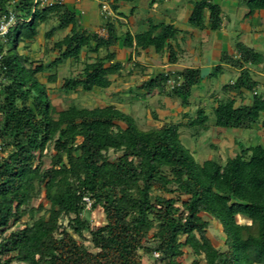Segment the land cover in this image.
<instances>
[{
    "label": "trees",
    "instance_id": "1",
    "mask_svg": "<svg viewBox=\"0 0 264 264\" xmlns=\"http://www.w3.org/2000/svg\"><path fill=\"white\" fill-rule=\"evenodd\" d=\"M131 1L113 0L111 8L117 11L120 2ZM188 1L189 25L203 29L208 21L212 30L221 27L219 4ZM32 2L0 0V17L13 10L25 19ZM240 2L248 8L246 16L264 10V0ZM54 16L57 24L45 32L47 39L71 25L68 34L53 42L55 57L41 62L19 53L18 45L33 40L40 24ZM104 27L106 37L81 30L75 13L54 4L17 21L0 42V72L7 79L0 89V264H144V254L153 258L152 264H181L185 247L194 256L189 264H264V144H240L225 160L197 161L179 129H206L209 116L202 107L186 122L147 129L113 104L56 110L38 75L68 59L79 61L82 52V73L62 80L59 89L64 93L109 88L110 76L125 64L111 50L121 37V45L135 55L152 47L157 53L167 51L169 63L177 62L172 23H151L147 30H126L121 37L109 17ZM235 52L223 53L210 73L219 74L222 63L239 69L238 76L221 87L230 96L212 108L213 125L249 129L257 123L264 132V92L257 90L259 82L249 67L263 63L264 56L238 41ZM202 78L196 67L160 71L143 80V92L135 96L156 92L177 97L187 107ZM48 79L55 82L56 73ZM170 80L172 87L167 85ZM242 91L251 94V101L235 106L232 92ZM110 151L117 154L113 160ZM39 188L47 208L32 205ZM96 207L102 209L104 223L93 227L88 215ZM202 213L220 224L225 249L211 243ZM238 216L248 222H239Z\"/></svg>",
    "mask_w": 264,
    "mask_h": 264
},
{
    "label": "rangeland",
    "instance_id": "2",
    "mask_svg": "<svg viewBox=\"0 0 264 264\" xmlns=\"http://www.w3.org/2000/svg\"><path fill=\"white\" fill-rule=\"evenodd\" d=\"M158 1L160 2V0ZM236 1H238V3H241L239 0ZM224 2H226V0H221L220 3ZM233 21L234 23L238 22L234 20V18ZM146 22L147 25L153 23L151 20ZM56 24L57 23L55 17H53L48 22L41 23L38 28V35L33 40L20 43L17 48L18 52L21 54H25L36 61H50L57 54L54 50L50 49L53 42L57 39L58 36L60 37L62 33L64 34L69 32L66 29H60L56 31L55 36L53 35L54 38L47 39L45 37V32L51 26ZM124 28L118 26V35L121 34V30H124ZM210 31L212 32L211 29ZM198 39L199 38L195 37L191 38V48L195 50L196 56L200 62L199 64H204L205 62L203 61L205 59V56L208 57L209 55L207 54L209 48L206 45L207 43H200L201 40ZM185 48H187V44L184 42H180V50ZM200 50L201 54L199 53ZM261 52L263 53V51ZM163 53H165V55L167 56L166 51H164ZM100 54H104L103 49L100 51ZM85 55V52H82L79 61H71L68 59L67 61L60 64L57 68L46 70L44 73L38 75L40 81L45 83L51 102L56 110L69 108L75 105L95 107L113 104L121 110L133 115L136 118L138 125L142 129L157 127L170 120H173L174 122H186L187 120L192 119L196 116V113L194 111H191L192 109L197 108L198 106H205L210 100L213 99L217 102L219 100H225L226 98H228L230 94L225 93L221 89V86L225 83H228L231 79L234 80L237 76V70L233 68L224 69L223 76L221 74L203 76L200 84L196 86L192 91V95L190 98L191 103L189 106L191 110H185L187 114L183 115V119H179L182 117V115H180L181 117L178 118L174 113L179 108V105L181 106L176 98H169L165 94H159L156 92L146 98H144V96H142L143 98L135 96L136 92L141 91V82L139 77L134 76L141 75V71L139 68L133 66V62H125V68H123L119 74L111 76L113 83L107 89L94 88L91 92L87 93L81 90L71 91L69 93L62 92L59 89V86L65 77L78 76L82 73L83 62L84 60H86ZM144 56L146 60H150L151 56L148 53H144ZM161 61H163V57L161 55L152 60V62L156 65L153 74H156L158 71L167 69L166 67H164L165 65L163 64V62L161 63ZM178 63L179 67L194 66L192 59L188 58L185 53L179 58ZM249 67L251 68L252 74L254 76L255 70H258V67L252 65H249ZM149 68L151 67H145L146 70ZM263 70L264 66L261 68V71ZM53 73H56V81L50 82L48 78ZM148 74H150V72ZM130 90L131 92H129ZM257 90L264 92V88L261 86L257 87ZM208 94H212V96H208ZM246 95L248 97V103L251 100V94L246 91ZM212 105L213 103L210 102L209 106ZM209 106L206 109H208ZM210 110H212V108H210ZM206 113L209 116L208 126L210 127V129L208 131H204V134L203 131L197 133V131L199 130V128L197 127H190L187 125H182L180 127V139L186 147L193 151V154L197 161L213 157H218L221 160H225L228 156L234 155L236 152H238V146L240 144L244 146L255 145L258 143L264 144V132L261 130V128H259V125L257 123L249 129H224L213 125L214 116L212 111L210 113L207 111ZM52 152V148H50L49 153ZM109 154L111 160H113L117 155L112 151H110ZM49 161L50 158L48 156L44 157L45 166L49 165ZM43 195V190L39 188L38 196L34 197L32 205L38 206L40 204H43L44 207L47 208L48 204L45 202ZM165 196L168 197L169 195ZM87 206L89 205L87 204ZM39 214H41V212ZM201 215L205 220L209 222L207 235L211 240L213 246L217 247L220 250L225 249V236L218 221L207 213H202ZM88 217L90 220V225L93 227L102 225L104 223V214L100 207L92 209L89 212ZM238 221L241 223L248 222L247 219L241 216H238ZM85 236L87 238L89 237L87 232L85 233ZM85 245L91 246L89 241H85ZM192 259H194V256L191 250L188 247H185L184 254L179 257L180 263L189 264ZM142 261L144 264H152L153 258L149 255L144 254L142 256ZM13 264L17 263L14 262Z\"/></svg>",
    "mask_w": 264,
    "mask_h": 264
},
{
    "label": "crops",
    "instance_id": "3",
    "mask_svg": "<svg viewBox=\"0 0 264 264\" xmlns=\"http://www.w3.org/2000/svg\"><path fill=\"white\" fill-rule=\"evenodd\" d=\"M212 1L219 4L222 10V23H221V27L218 30H212L210 28V24L208 21H206V26L203 29H198L196 27L189 25L187 19L191 12L192 4L188 0L186 1L160 0V2L158 0H133L131 2H120L117 11H113L111 8V3L113 2V0H63L62 10H67L69 12H73L76 14L79 29L85 30L89 33H97L99 36L102 37L107 36V31L106 28L104 27V23H105V19H107L108 17L115 22L116 30H118V26H121L123 28L125 27L124 30H121L122 32L120 34V37L126 30L130 31L131 33H137L140 31L147 30L149 28V25H147L146 21L151 20L153 24L172 23L174 25L175 35L171 43L177 52L176 63H169L167 56L165 55V53H163L164 51H162L161 53H157L152 47L146 48L144 50H140L139 53L135 55L133 50L126 49L121 45L122 37L118 41V43L111 48V50H114L116 52L117 60L122 61L123 63L133 62V66L140 69L141 75H135L134 77H139L140 82H142L143 80H146L151 76L155 75L153 73L155 71L156 65L152 62V60H154L156 57L160 55L163 57V61H161V63L163 62V64L165 65L164 67L167 68L166 70L163 71L174 72L189 67V66H185V67L178 66L179 58L185 53L187 57L192 59L194 63V66L191 67L199 68L201 75L203 77L206 75L210 76L211 69L213 68V66L220 63L221 55L223 53L232 56L236 54L235 43L237 41L249 47L254 48L256 51L259 52L263 51L264 53V10H255L251 15L246 16L248 12V8L242 2L238 3V1L236 0H226V2L224 3H220L221 0H215V1L212 0ZM103 3L107 4L108 6L107 12H104L102 10L101 6ZM52 18H50L49 20H51ZM233 18L238 22L234 23ZM56 23H57V19H56ZM65 29L70 32L71 25ZM210 29L212 30V32L210 31ZM159 30L160 29H158L156 32H159ZM69 32L64 34L62 33L60 37L58 36L59 38L57 37L55 41L62 39ZM55 33L53 34L54 36ZM193 37L199 38L198 40H201L200 43L202 42L207 43L206 45L209 48L207 54L209 55L208 57L205 56V59L203 61L205 62L204 64H199L200 62L196 56V52L191 48L192 45L191 38ZM52 38L54 37L52 36ZM180 42L186 43L187 48L180 50ZM144 53H148L151 56V57L149 56L150 60H146L144 58L145 57ZM199 53L201 54V50L199 51ZM166 54L168 55V52ZM130 55L132 56V60L128 61L127 59L130 57ZM149 66L151 68L146 70L145 67H149ZM263 66H264V62L259 64L257 66L258 70H255V74L253 76V78L259 82L258 84L264 83V70L261 71V68ZM124 68H125V64H124ZM226 68H233L237 70V76H238L239 69H236L226 63H222V70L221 72H219V74L223 76L224 75L223 71ZM147 72L148 73L150 72V74H148ZM110 78L112 79L111 76ZM232 81L233 80L231 79L229 80L228 83ZM141 92L143 91L141 90L139 93ZM232 94L236 96L235 106H240L243 104L250 103V102L247 103L248 97L246 95V91H242L241 94H235V92H232ZM151 95L153 94L144 96V98ZM138 96L140 98H143L141 95ZM208 96H212V94H208ZM169 98H176L181 104L179 98L177 97H169ZM210 102L213 103L212 106H209ZM216 104H217L216 100L213 99L210 100L208 104H206L205 106H202V108H204L205 112L208 111L210 113L212 111L210 110V108H213L214 106H216ZM189 106L190 104L187 107H183L182 105L181 106L179 105L177 111L174 112L175 115L178 118L181 117L180 115H182V117L179 119H183V115L187 114L185 110L188 109L191 110ZM208 106L209 108L206 109ZM197 108H194L191 111H194L196 113ZM167 122H174V121L170 120ZM209 129L210 127L208 126L206 129H203L200 132L203 131L204 134L205 133L204 131H208ZM203 160L205 159H202L201 161Z\"/></svg>",
    "mask_w": 264,
    "mask_h": 264
},
{
    "label": "built area",
    "instance_id": "4",
    "mask_svg": "<svg viewBox=\"0 0 264 264\" xmlns=\"http://www.w3.org/2000/svg\"><path fill=\"white\" fill-rule=\"evenodd\" d=\"M63 0H33L32 2V6H31V10H30V14L27 18H22L21 12H15L13 10H9L8 13H5L3 15H1L0 17V42H3L6 40V34L8 33V30L17 22L20 20H24L27 21L29 20L30 16L38 9H42L48 6H52L54 4H62ZM102 10L104 12L108 11V6L107 4L103 3L102 4ZM3 56V52L0 51V68L3 67V64L1 63V59ZM7 82V79L5 78V76L0 72V89L2 88V86ZM167 85L169 87H172L174 85V82L172 80L168 81ZM258 86H261L264 88V83H260ZM257 90L254 91V93H256ZM87 202L88 205H90V200L85 197L84 198ZM154 256H158V253L154 252L153 254Z\"/></svg>",
    "mask_w": 264,
    "mask_h": 264
}]
</instances>
